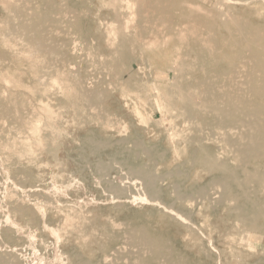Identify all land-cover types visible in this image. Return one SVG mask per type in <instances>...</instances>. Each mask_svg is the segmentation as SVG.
Segmentation results:
<instances>
[{"label":"rangeland","instance_id":"374dc122","mask_svg":"<svg viewBox=\"0 0 264 264\" xmlns=\"http://www.w3.org/2000/svg\"><path fill=\"white\" fill-rule=\"evenodd\" d=\"M0 1V95L3 93L0 96V238L7 245L20 249L21 264H107L113 254L120 255L121 263L128 264L132 251L139 247V244L132 242L128 233L137 226H143L151 234L159 235L169 248L168 254L174 260H181L182 264H264V231L249 227L241 220L236 221L229 210L239 204V199L233 198L234 200L221 204L219 200L212 201L210 195H207L212 190L222 192L223 188L213 180L226 170L217 167L208 169L200 162L201 158L213 156L219 162L225 160L230 166L238 165L237 160H234L236 156L233 149L224 141L225 136H222L225 132L223 126L212 124V114L206 103L212 99L221 101L222 94L226 93L228 80L221 74V69L226 64L225 61L212 63L208 59L195 57L197 48L192 41L196 36L184 30L181 36L179 31L184 22L179 18L180 10L177 5L169 10L168 18L165 19L170 24L168 28L161 26L165 20L156 11L149 14L150 25L145 22L147 27L144 31L140 27L144 22H139V9L146 2L152 3L155 0H110L112 5H109V0ZM25 1L27 2L24 3ZM184 1L202 3L208 8L214 5L215 13L225 15L224 20L229 19L230 15L232 18L234 14H241L249 23H264V0H246L243 3H239L240 0ZM225 2L230 8H227V13ZM17 6L22 7L29 19L34 18L31 20L33 24L38 22L41 25L46 45L53 46V51L35 52L25 37L14 30L18 29L21 22L14 11ZM78 11H81L80 14ZM58 18H62V21ZM217 19L219 20L218 16ZM234 33L237 34L236 31ZM5 40L9 42L6 43ZM203 43L205 42L197 41L196 45L207 47V43ZM8 50L12 53L9 54ZM221 50L224 52V47L218 49ZM232 54L229 67L240 61V56L238 59V55L233 57ZM68 64L76 71H72ZM170 80L172 86H168L171 84ZM177 81H181V85ZM205 84L207 87H204ZM79 86L84 87L80 89ZM179 87L186 91L190 88L189 93L193 94L195 105L194 101L184 104L177 97ZM73 88L76 92L71 91ZM166 101L171 104L167 102L166 105ZM180 107L185 110H179ZM99 108L101 109L98 110ZM193 124L194 127L191 126ZM59 128L65 129L64 132ZM222 139L224 140L220 141ZM95 144L98 147L94 150ZM20 148L21 153H16ZM112 158L132 167L153 168L151 171L157 179L161 203L110 195L107 185L111 180L119 182L121 172L118 168H111L103 179V173L96 167L110 163ZM263 165L264 162L262 171ZM239 175L244 176L241 171ZM200 188L204 191L203 194H200ZM249 189L252 197L264 200L263 187L250 183ZM240 190V187L234 186L231 192L237 193ZM166 204L172 207L174 213L184 212L189 215L188 222L184 224L173 218L171 213L163 212L161 209ZM28 208H31L30 212ZM77 210L81 211L80 216L76 214ZM33 222L35 223L32 224ZM165 256L161 257L159 263L165 264Z\"/></svg>","mask_w":264,"mask_h":264},{"label":"bare ground","instance_id":"6f19581e","mask_svg":"<svg viewBox=\"0 0 264 264\" xmlns=\"http://www.w3.org/2000/svg\"><path fill=\"white\" fill-rule=\"evenodd\" d=\"M3 1V0H2ZM19 1V0H17ZM47 2H50V0H46ZM67 1V0H66ZM113 1V0H112ZM112 1L110 3L109 0V5H112ZM116 2V0H114ZM113 1V2H114ZM121 1V0H119ZM126 1V0H125ZM133 1V0H132ZM135 1V0H134ZM138 1V0H136ZM221 1V0H220ZM227 1V0H225ZM241 2L239 3H243L246 0H240ZM1 2V1H0ZM4 2H6V0H4ZM16 2V1H15ZM27 1H25L24 3H26ZM130 2V1H129ZM216 2V0H215ZM224 2V1H223ZM232 2V1H231ZM238 2V1H237ZM9 3V1L7 2ZM21 3V2H20ZM135 3V2H132ZM139 3V2H138ZM143 3V2H142ZM5 5V3H2ZM28 4V3H27ZM25 4V5H27ZM54 4V3H53ZM64 4V3H63ZM215 4V3H214ZM226 5V2L224 3ZM13 5H16V3H14ZM18 5V4H17ZM24 5V6H25ZM42 5V4H41ZM45 5V4H44ZM55 5V4H54ZM81 5V4H80ZM115 5V4H114ZM143 5V4H142ZM177 5V6H176ZM218 5V4H217ZM215 5V6H217ZM7 6V5H6ZM19 6V5H18ZM15 7L14 11L17 13V15L21 18L19 21L20 24H18V29L15 28V26L10 27L9 28H15L14 30H18V34H22L26 39L27 43L29 44V46L31 47L32 50H34L35 52H40V51H45L47 52H51L53 51V46L50 45H46V42L44 40V37L42 35V31L41 30V25H39L38 22H36L37 24H33L31 22L32 19H29L27 17V13L24 12V10L22 9V7ZM33 6V5H32ZM56 6V5H55ZM65 6V4H64ZM62 6V7H64ZM68 6V5H67ZM127 6V5H126ZM132 6V5H131ZM178 7L180 10V15L179 18L181 21L184 22L182 29L179 31L181 33L182 36V30H184L185 32H189V33H193L196 37H194L192 44L194 43V47L197 48L196 50V55L195 57L200 58L201 60H205L208 59L210 62L212 63H222V61H225L224 64H226L222 69H221V74L223 76H225L228 80V85H227V90L226 93L222 94V100L217 101V100H207V104H208V110L210 111V113L212 114V124L216 125V126H223V129L225 130L224 135L222 134V136H225V140L222 139L220 141H225L226 144L229 145V147H231L233 149L232 152H234L236 159L234 158V160H237L236 162H238L237 166H230L227 164V162L224 161H217L213 156H206L204 158L200 159V162L202 163L203 166H205L208 169H212V168H222L225 169V173H223L220 176L215 177V179L213 180V182L215 184H219V187H222L223 190L222 192L218 193L217 190H212L210 191V198L213 200H219V202L221 204L226 203L228 200L233 198L235 199H239V204H237L236 207H234L233 209H229L230 211H232V216H234V218L238 220H241L242 222H244L247 226L255 228V229H260L264 231V200L260 199V198H256V197H252L250 194V189H249V184L253 183L255 186L257 187H263L264 188V171H262L261 167L262 164L264 162V23H249L248 20H246L245 18L241 17L242 15L240 14H235L232 13V11L230 13L234 14L233 17L231 18L229 15V19L224 20V16L225 15H220L219 12L218 14L215 13L214 11V5H213V9L212 8H208L205 7L204 5H202V3L197 4L196 2H187L183 0L180 1H173V0H155L152 3L151 2H146V4H144L140 9H139V22H144V25H139L140 27H143L142 30H146L145 27L146 23H149V14L151 13H155L156 11L159 13L158 15L160 17H162L164 20L166 18H168L169 15V10L173 7ZM234 6V5H233ZM27 7V6H26ZM58 7V6H57ZM54 7V8H57ZM61 7V6H60ZM218 7V6H217ZM9 8V7H8ZM52 8V7H51ZM80 8V7H79ZM226 10H230V8H228V5L225 6ZM228 8V9H227ZM237 8V7H236ZM11 9V6H10ZM74 8H72L73 10ZM76 9V7H75ZM114 9V7H113ZM128 9V8H127ZM220 10V8H218ZM28 10V9H27ZM31 10V9H29ZM62 10V9H61ZM69 10V9H68ZM226 11L227 12H229ZM245 10V9H244ZM8 11V10H6ZM11 11V10H10ZM26 11V9H25ZM70 11V10H69ZM77 11V10H76ZM13 12V11H12ZM14 12V14H15ZM62 12V11H61ZM74 12V11H72ZM81 12V11H80ZM80 12L78 11V13L80 14ZM83 12V11H82ZM88 12V11H87ZM236 12V10H235ZM8 13V12H6ZM71 12H69L70 14ZM75 14V12H74ZM84 16V13H82ZM224 14V10L223 13ZM53 15V14H52ZM56 15V14H55ZM65 15V14H64ZM2 16V15H1ZM17 16V17H18ZM30 16V14H29ZM54 16V15H53ZM73 16V15H72ZM132 16V15H131ZM217 16L219 18V20L217 19ZM4 17V16H3ZM56 17V16H54ZM59 17V16H58ZM76 18L78 16H75ZM134 17V16H133ZM67 18V17H66ZM156 18V17H155ZM1 19V18H0ZM18 19V18H17ZM60 20V18H58ZM217 19V21H216ZM248 19V18H247ZM53 20V19H52ZM57 20V19H56ZM134 20V19H133ZM158 19H156L157 21ZM172 20V19H171ZM62 21V18L61 20ZM59 21V23H60ZM66 21V20H65ZM127 21V20H126ZM34 22V21H33ZM133 22V21H132ZM146 22V23H145ZM19 23V22H18ZM53 23V22H52ZM64 23V22H62ZM69 23V22H67ZM129 23V22H128ZM55 24V23H53ZM71 24V23H70ZM133 24V23H131ZM57 25V24H56ZM64 26V24H62ZM75 25V24H74ZM150 25V23H149ZM169 22L167 20L164 21V23L161 25L164 28H168L169 27ZM67 26V24H66ZM76 26V25H75ZM124 26V25H123ZM126 26V25H125ZM129 26V25H128ZM132 26V25H131ZM79 27V26H78ZM136 27V26H135ZM138 27V25H137ZM154 27V26H152ZM151 27V28H152ZM76 28V27H75ZM231 28V31H230ZM66 29V28H65ZM68 29V28H67ZM160 29V28H159ZM158 29V30H159ZM5 30V29H4ZM62 30V29H61ZM136 30V29H135ZM139 30V28H138ZM10 31V30H9ZM55 31V30H54ZM64 31V29L62 30ZM66 31V30H65ZM119 31V30H118ZM163 31V30H162ZM175 31V30H174ZM236 31L237 34H235L234 32ZM165 32V31H164ZM5 33V32H3ZM11 33V32H10ZM48 33V31L46 32ZM50 33V32H49ZM53 33V32H51ZM59 33V32H58ZM112 33V32H111ZM157 33V32H156ZM155 33V34H156ZM159 33V31H158ZM161 33V32H160ZM159 33V34H160ZM13 34V33H12ZM11 34V37L13 38ZM45 34V33H44ZM63 34V33H62ZM61 34V35H62ZM75 34V33H74ZM116 34V32H115ZM187 34V33H185ZM185 34L183 35V37L185 36ZM47 35V34H46ZM64 35V34H63ZM111 35V34H110ZM154 35V33H153ZM180 35V34H179ZM190 35V34H189ZM6 36V34H5ZM20 36V35H18ZM22 36V37H23ZM45 36V35H44ZM151 36V34H150ZM149 36V38H150ZM158 36V35H157ZM180 36V37H181ZM51 37H53L51 35ZM70 37V36H69ZM156 37V35L154 36V38ZM178 38V36H176ZM188 37V36H187ZM191 37V36H190ZM1 38V37H0ZM147 38V37H146ZM162 38V37H161ZM172 38V37H169ZM8 39V36H7ZM6 39V40H7ZM14 39V38H13ZM48 39V38H47ZM46 39V40H47ZM58 39V38H57ZM59 39H61L59 37ZM73 39V38H72ZM160 38H158L159 40ZM182 39V37H181ZM180 39V40H181ZM5 40V41H6ZM9 40V39H8ZM11 40V38H10ZM49 40V39H48ZM86 40V39H85ZM186 40V38H185ZM185 40L183 39L184 43ZM3 41V40H2ZM18 41V40H16ZM25 41V42H26ZM57 41V40H56ZM69 41V40H68ZM84 41V40H83ZM82 41V42H83ZM87 41V40H86ZM179 41V39H178ZM197 41L200 42H205L207 43V47H198ZM4 42V41H3ZM9 41H6V43ZM23 42V41H22ZM107 42V41H106ZM156 42V40H155ZM164 42V41H163ZM168 42V39H167ZM167 42H165L167 44ZM2 43V42H1ZM26 43V44H27ZM70 43V42H69ZM74 43V42H73ZM85 43V42H84ZM139 43V42H138ZM152 43V42H151ZM149 43V44H151ZM203 43V44H205ZM14 44V42L12 43ZM17 44V42H16ZM25 44V45H26ZM50 44V43H49ZM63 44V42L61 43ZM154 44V43H153ZM156 44V43H155ZM158 44V43H157ZM202 44V45H203ZM4 45V44H3ZM9 45V44H8ZM19 45V43L17 44ZM16 45V46H17ZM183 45V44H182ZM20 46V45H19ZM58 46V45H57ZM66 46V45H65ZM75 46V45H74ZM87 46V45H86ZM151 46V45H150ZM149 46V47H150ZM188 46V45H187ZM197 46V47H196ZM64 47V46H63ZM223 48L224 47V52L218 51L219 48ZM10 48V46H9ZM20 48V47H19ZM183 48V46H182ZM190 48V47H189ZM5 49V48H4ZM21 49V48H20ZM25 49V48H24ZM82 49V48H81ZM7 50V49H5ZM11 50V49H10ZM18 50V48H17ZM31 50V51H32ZM3 51V50H2ZM20 51V50H19ZM24 51V50H23ZM27 51V50H26ZM80 51V50H79ZM115 51V50H114ZM193 51V50H192ZM229 51V52H227ZM9 52V50L7 51ZM11 52V51H10ZM9 52V54H10ZM17 52V51H16ZM30 52V51H29ZM12 53V52H11ZM22 54V52H20ZM26 53V52H25ZM24 53V54H25ZM48 53V54H49ZM117 53V52H116ZM189 53V52H188ZM228 53V54H227ZM233 53V54H232ZM17 54H19V52H17ZM35 54V53H34ZM65 53H63L64 55ZM230 54H232L233 57H235L236 55L237 58H240V61H238V63L235 66H231L229 67V59L231 58ZM14 55V54H13ZM23 55V54H22ZM26 55V54H25ZM39 55V54H38ZM37 55V56H38ZM52 55V53H51ZM190 55V54H189ZM16 56V55H15ZM14 56V59H16ZM19 56V55H18ZM30 56V55H29ZM28 56V57H29ZM35 56V57H37ZM41 56V55H40ZM44 56V55H43ZM101 56V55H100ZM7 57V56H5ZM11 57V56H10ZM17 57V56H16ZM23 57H27V56H23ZM65 57V56H63ZM68 57V56H66ZM179 57V56H177ZM3 58V57H2ZM19 58V57H18ZM60 58H62L60 56ZM175 58V57H174ZM181 58V57H180ZM179 58V59H180ZM238 58V59H239ZM10 59V58H9ZM28 60V58H26ZM35 59V58H34ZM54 59V58H53ZM71 59V58H70ZM178 59V58H177ZM196 59V58H195ZM233 59V58H232ZM7 60V58H6ZM31 60H33L31 58ZM175 60V59H174ZM227 60V61H226ZM37 61V59H36ZM49 61V60H48ZM70 61V60H69ZM196 61V60H195ZM235 61V60H234ZM66 62V61H65ZM64 62V63H65ZM100 62V61H99ZM228 62V64L226 63ZM39 63V62H38ZM37 63V64H38ZM53 63V62H52ZM235 63V62H234ZM177 65L179 63H176ZM190 64V62L188 63V65ZM196 64V63H195ZM46 65V64H45ZM172 65V64H171ZM176 65V66H177ZM181 65V64H180ZM185 65V64H184ZM192 65V64H191ZM190 65V66H191ZM49 66V65H48ZM68 66H70L68 64ZM103 65H101L102 67ZM175 66V65H174ZM32 67V66H31ZM45 67V66H44ZM50 67V66H49ZM71 70H73L74 67L70 66ZM112 67V66H111ZM188 67V66H187ZM186 67V68H187ZM185 68V67H184ZM201 68V67H200ZM42 69V68H41ZM40 69V70H41ZM60 69V68H59ZM58 69V70H59ZM69 69V70H70ZM75 69V68H74ZM106 69V68H105ZM109 70V69H108ZM174 70V68H173ZM181 70V69H180ZM76 71V70H75ZM74 71V72H75ZM179 71V70H178ZM43 72V71H42ZM63 72V71H62ZM70 72V71H68ZM177 72V71H176ZM174 72V74L176 73ZM178 73V72H177ZM181 73V72H180ZM183 73V71H182ZM186 73V72H185ZM69 74V73H68ZM107 74V73H106ZM64 75V74H63ZM71 75V73H70ZM74 75V74H73ZM184 75V74H183ZM75 77V76H74ZM77 77V76H76ZM107 77V76H106ZM181 77H183L181 75ZM4 79V77H2ZM40 78V77H39ZM53 78V77H52ZM63 78V77H62ZM7 79V78H6ZM56 79V78H55ZM58 79V78H57ZM56 79V80H57ZM75 79V78H73ZM177 79V78H176ZM180 80H182V78H179ZM196 79V78H195ZM205 80V78H203ZM215 79V77H214ZM213 79V80H214ZM39 80V79H38ZM42 80H46V79H42ZM41 80V81H42ZM61 80V79H60ZM175 80V79H172ZM226 80V79H225ZM4 81V80H3ZM7 81V80H6ZM176 81V80H175ZM40 82V81H39ZM56 82V81H55ZM58 82V81H57ZM66 83H68V81H65ZM86 82V81H85ZM178 83L181 81H177ZM207 82L204 81L203 83ZM210 82V81H208ZM221 82V81H220ZM73 83V82H72ZM82 83V82H80ZM171 83V80H170ZM197 83V82H196ZM202 83V84H203ZM44 84V83H41ZM54 84V83H53ZM62 84V83H61ZM71 84V83H70ZM77 85H80L78 83H76ZM173 83L168 84L172 86ZM176 84V83H175ZM180 84V83H179ZM179 84H177L179 86ZM199 84V83H198ZM197 84V85H198ZM6 85V83L4 84ZM11 85V84H9ZM13 85H15L13 83ZM84 85V84H82ZM100 85V84H99ZM181 85V84H180ZM208 86L210 85L207 84ZM17 86V85H16ZM69 86V84L67 85ZM72 86V84H71ZM93 86V85H92ZM167 86V87H168ZM177 86V87H178ZM204 86V85H203ZM80 89L84 86H79ZM97 87V86H96ZM139 87V86H138ZM174 87V86H173ZM172 87V89H173ZM194 87V86H193ZM192 87V88H193ZM204 87H207L206 84ZM48 88V87H47ZM53 88V87H52ZM187 88V87H186ZM209 88V87H208ZM207 88V89H208ZM216 88V87H215ZM225 88V87H223ZM94 89V87H93ZM100 89V88H99ZM165 89V88H164ZM167 89V88H166ZM165 89V90H166ZM171 89V90H172ZM178 89V88H177ZM197 89V88H196ZM76 90V89H75ZM74 88L73 90H71L72 92L75 91ZM160 90V89H159ZM163 90V89H162ZM188 90V89H187ZM62 91H64L62 89ZM61 91V92H62ZM66 91V89H65ZM102 91V90H101ZM190 91V88H189ZM189 91H186V89H183L181 87H179L178 89V98L184 102V104H189L190 102L194 101L193 98V94H191V92L189 93ZM203 91V90H202ZM224 91V90H223ZM6 92V91H4ZM67 92V91H66ZM76 92V91H75ZM100 92V91H99ZM103 92V91H102ZM141 92V91H140ZM160 92V91H159ZM170 92V91H169ZM206 92V91H205ZM217 92V91H216ZM64 93V92H62ZM164 93V91H163ZM172 93V92H171ZM193 93V92H192ZM197 93V92H196ZM194 93V94H196ZM3 94V93H2ZM1 94V95H2ZM7 94V92H6ZM13 93H11L12 96ZM67 94V93H66ZM75 94V93H74ZM95 94V93H94ZM144 94H148V93H144ZM167 94V93H166ZM215 94V93H214ZM0 95V96H1ZM8 95V94H7ZM102 95V94H101ZM164 95V94H163ZM168 95V94H167ZM198 95V94H197ZM10 96V95H9ZM10 96V98H11ZM84 96V95H82ZM162 96V94H161ZM175 96V95H174ZM217 96V95H216ZM168 97V96H167ZM176 97V96H175ZM176 97V98H177ZM200 97V96H199ZM212 97V96H211ZM99 98V96H98ZM104 98V97H103ZM163 98V97H162ZM8 99V98H7ZM15 99V97H14ZM20 99V98H19ZM19 99H17V101H19ZM101 100V99H100ZM169 100V97H168ZM16 101V102H17ZM86 101V100H84ZM98 101V100H97ZM171 101V100H170ZM178 101V100H176ZM180 101V102H181ZM25 102V101H24ZM92 102V101H91ZM166 101V105H167ZM198 102V101H197ZM102 103V102H101ZM170 103V102H168ZM89 106V103H87ZM93 104V103H92ZM96 104V103H94ZM98 104V103H97ZM171 104V103H170ZM199 104V103H198ZM16 106V104H14ZM75 105V104H74ZM182 105V104H181ZM195 105V101L194 104ZM192 105V106H193ZM5 106V105H4ZM29 106V105H28ZM33 106V105H31ZM94 106V105H93ZM102 106V105H101ZM171 106V105H168ZM207 106V105H206ZM26 107V106H25ZM37 107V106H36ZM39 107V105H38ZM45 107V106H43ZM85 107V105H84ZM98 108V106H96ZM167 107V106H166ZM176 107V106H175ZM196 107V106H194ZM20 108V107H19ZM28 108V107H27ZM26 108V109H27ZM41 108V107H40ZM73 108V107H72ZM90 110V107H88ZM103 108V106H102ZM177 108V107H176ZM187 108V107H185ZM5 109V108H3ZM17 109V108H16ZM29 109V108H28ZM48 108H46L47 110ZM95 109V108H94ZM101 108H99L98 110H100ZM105 109V108H104ZM167 109L169 110V108L167 107ZM185 110L182 109L181 107L179 108V110ZM13 110V109H11ZM10 110V111H11ZM20 110V109H18ZM39 110V108H38ZM42 111L44 109H41ZM76 110V109H75ZM92 110V109H91ZM172 110V109H171ZM178 110V109H177ZM176 110V111H177ZM178 110V111H179ZM5 111V110H4ZM40 111V110H39ZM94 111V110H93ZM103 111V110H101ZM192 111V110H190ZM97 112V110H96ZM99 112V111H98ZM108 112V111H104ZM38 113V112H37ZM95 113V111H94ZM93 113V114H94ZM102 113V112H101ZM100 113V114H101ZM109 113V112H108ZM107 113V114H108ZM115 113V112H114ZM163 113V112H162ZM200 113V112H199ZM208 113V112H207ZM34 114V113H33ZM40 114V113H39ZM43 114V113H42ZM45 114V113H44ZM49 114V113H48ZM59 114V112H58ZM57 114V117H59V115ZM106 114V116H107ZM180 114V112H179ZM2 115V114H1ZM31 115V114H30ZM47 115V114H45ZM98 115V114H97ZM185 115V114H183ZM200 115V114H199ZM3 116V115H2ZM6 116V115H5ZM51 116V115H50ZM101 116V115H99ZM180 116V115H179ZM34 116H32L33 118ZM56 117V116H54ZM94 118V116H92ZM182 117V115H181ZM185 117V116H184ZM196 117V116H195ZM207 117V116H206ZM29 118V116H28ZM45 118V117H44ZM99 118V117H98ZM103 118V116H102ZM111 117H109L110 119ZM197 118V117H196ZM11 119V117H10ZM31 121V117L29 118ZM47 119V118H46ZM51 119V118H50ZM53 119V118H52ZM61 119V118H60ZM187 119V118H186ZM191 119V118H190ZM16 120V119H14ZM13 120V121H14ZM35 120V119H34ZM48 120V119H47ZM82 120V119H80ZM107 120V118H106ZM105 120V121H106ZM197 120V119H196ZM18 121V120H17ZM22 121V120H20ZM101 121V120H100ZM188 121V120H187ZM186 121V122H187ZM205 121V120H204ZM15 122V121H14ZM47 122V121H46ZM48 122H51L50 120ZM54 122V121H53ZM194 122V120H193ZM192 122V123H193ZM22 123V122H21ZM103 123V122H102ZM106 123V122H105ZM191 123V124H192ZM25 124V123H24ZM36 124V123H35ZM55 124V123H54ZM108 124V123H107ZM111 124V123H110ZM195 124V123H194ZM194 124L191 125L194 127ZM23 125V124H22ZM28 125V124H27ZM30 125V124H29ZM33 125V124H32ZM49 125V124H48ZM51 125V123H50ZM57 125V124H56ZM118 125V124H117ZM200 125V124H199ZM52 126V125H51ZM104 126V125H103ZM107 126H110L109 124ZM213 126V125H212ZM24 127V126H23ZM53 127V126H52ZM57 127V126H56ZM114 127V126H112ZM207 127V126H206ZM225 127V128H224ZM108 128V127H107ZM110 128V127H109ZM125 128V127H124ZM217 128V127H216ZM25 129V127H24ZM32 129V127H31ZM34 129V128H33ZM32 129V130H33ZM53 129V128H52ZM61 129V128H59ZM169 129V128H168ZM197 129V128H196ZM207 129V128H206ZM27 129H25L26 131ZM35 130V129H34ZM33 130V132H35ZM54 130V129H53ZM62 130V129H61ZM65 130V129H63ZM62 130V131H63ZM124 130V129H123ZM218 130V129H217ZM216 130V131H217ZM29 131V130H28ZM198 131V130H197ZM202 131V130H201ZM200 131V132H201ZM61 132V131H60ZM64 132V131H63ZM173 132V131H172ZM199 132V133H200ZM203 132V131H202ZM201 132V133H202ZM209 132V131H208ZM221 132V131H219ZM66 133V132H65ZM213 133V132H212ZM222 133V132H221ZM219 133V134H221ZM28 134V133H27ZM34 134V133H33ZM33 134H30L31 136ZM218 134V135H219ZM70 135V134H69ZM217 135V134H215ZM7 137V136H6ZM24 137V136H23ZM66 137V136H65ZM207 137V136H205ZM217 137V136H215ZM220 137V136H219ZM30 138V137H28ZM192 138V136H191ZM199 138V137H198ZM201 138V137H200ZM210 138V137H209ZM213 139V137H211ZM224 138V137H222ZM16 139V138H15ZM13 139V140H15ZM186 139V138H185ZM184 139V140H185ZM208 139V137H207ZM206 139V140H207ZM211 139V140H212ZM219 139V138H218ZM3 140V139H2ZM26 140V139H25ZM117 140V139H116ZM187 140V139H186ZM185 140V141H186ZM194 140V139H193ZM192 140V141H193ZM97 141V140H95ZM191 141V142H192ZM195 141V140H194ZM204 141V140H203ZM209 141V140H207ZM15 142V141H14ZM117 142V141H116ZM224 142V143H225ZM107 143V142H106ZM118 143V142H117ZM202 143V142H200ZM215 143V142H214ZM14 144V143H13ZM101 144V143H100ZM197 144V143H196ZM220 144H222V142H220ZM8 145V144H7ZM16 146V144H14ZM136 145V144H135ZM140 146V144H139ZM142 146V145H141ZM225 146V145H222ZM221 146V147H222ZM227 146V145H226ZM2 147V146H1ZM11 148L13 147L12 145L10 146ZM98 147V144L94 145V150L95 148ZM228 147V146H227ZM226 147V150L229 151V148ZM6 148V146H5ZM9 148V147H8ZM10 148V149H11ZM23 148V147H22ZM143 148V147H142ZM219 148V147H218ZM223 148V147H222ZM222 148H221V152H222ZM4 149V148H3ZM144 149V148H143ZM196 149V148H195ZM8 150V149H7ZM21 148L19 149L20 152ZM224 148V151H226ZM231 150V149H230ZM13 151V150H11ZM15 151V150H14ZM143 151V150H142ZM193 154H194V148H193ZM191 151V152H192ZM226 151V152H228ZM196 152V151H195ZM220 152V153H221ZM231 152V151H230ZM21 153V152H20ZM19 154V153H18ZM92 154V153H91ZM150 154V153H148ZM5 155V154H4ZM195 155V154H194ZM160 156V155H159ZM197 156V155H196ZM219 156V154H218ZM226 156V155H223ZM222 156V157H223ZM194 157V156H193ZM216 157V156H215ZM190 158V157H189ZM192 158V157H191ZM161 159V158H160ZM197 159V158H196ZM220 160V159H219ZM155 164V163H154ZM250 165V167L248 166ZM178 166V165H177ZM264 166V165H263ZM118 168L121 172L120 174V180L119 182H113L112 180L109 181L110 183L107 185V192L114 196V197H130V198H134L137 201H150L154 204H160L161 200L159 199V189L157 188V179L156 176L152 173V169L149 170L148 168H141L139 167H132V166H128L126 165V163H123L120 160H116L115 158L111 159V162L105 165H99V167H96L97 170L101 171L103 173L102 178L105 179L107 177L106 172L111 169V168ZM154 167V166H153ZM264 168V167H263ZM89 169V168H88ZM177 169V168H176ZM179 169V168H178ZM177 169V170H178ZM176 171V170H175ZM243 172L244 176H240L239 172ZM180 172V171H179ZM224 172V171H223ZM166 173H168L166 171ZM8 174V173H7ZM51 174V173H50ZM54 174V173H53ZM172 174V173H171ZM176 174H179L176 172ZM188 174V173H187ZM13 175V174H12ZM38 175V174H37ZM59 175V174H58ZM57 175V176H58ZM157 175V174H156ZM167 175V174H166ZM20 176V175H19ZM162 176V174H161ZM196 176V174H195ZM25 177V176H24ZM28 179V178H26ZM163 179V178H162ZM193 179V178H192ZM201 181V180H200ZM77 182V181H75ZM208 182V181H207ZM182 183V182H181ZM212 184V182L210 183ZM177 185V184H176ZM209 185V184H208ZM221 185V186H220ZM168 186V185H167ZM217 186V185H216ZM234 186H238L241 188L240 191H238L237 193H232L231 190ZM173 187V185H172ZM177 187V186H176ZM180 187V186H179ZM215 187V186H214ZM211 188V186H210ZM221 188V189H222ZM253 188V187H252ZM213 189V188H212ZM15 190V189H14ZM24 190V189H23ZM173 190V188H172ZM200 194H203L204 191L200 188ZM263 190V189H262ZM16 191V190H15ZM198 191V190H197ZM219 191V190H218ZM262 192V191H261ZM28 193V192H27ZM178 193V192H176ZM197 193V192H196ZM34 194V193H33ZM182 192L180 193V195L182 196ZM190 194V193H188ZM198 194V193H197ZM6 195V194H5ZM178 194V196H180ZM192 195V194H191ZM3 196V195H2ZM9 196V195H7ZM192 197V196H191ZM194 197V196H193ZM199 197V196H198ZM203 197V196H202ZM208 197V196H207ZM19 198V197H18ZM190 198V197H189ZM209 198V199H210ZM179 199V198H178ZM182 199V198H181ZM194 199V198H193ZM192 199V201H194ZM11 200V199H9ZM199 200H201L199 198ZM231 200V202H232ZM37 201V200H36ZM191 201V199H190ZM13 202V200L11 201ZM172 202V201H171ZM203 202V201H202ZM194 203V202H193ZM196 203V202H195ZM2 204V203H1ZM45 204V203H44ZM47 205V204H46ZM55 205V204H54ZM202 205L204 206V203H202ZM211 205V202L210 204ZM235 205V204H234ZM9 206V205H8ZM67 206V205H66ZM70 206V205H69ZM72 206V205H71ZM117 206V205H116ZM23 207V206H22ZM33 207V206H32ZM51 207V205H50ZM54 207V206H52ZM11 208V207H10ZM9 208V209H10ZM15 208V207H14ZM20 207H18L17 210H19ZM42 208V207H41ZM39 208V209H41ZM49 208V207H48ZM56 208V207H55ZM83 208V207H82ZM5 209V208H4ZM38 209V210H39ZM43 209V208H42ZM58 209V208H57ZM172 207H170L169 205H163L162 209L163 212L166 213H171V215L173 216V218H177L178 220H180L181 222L187 223L188 219H189V215H185L184 212H172ZM238 209V210H236ZM22 210V209H21ZM29 212L31 210V208L27 209ZM33 210V209H32ZM35 210V209H34ZM81 210V209H80ZM174 210V209H173ZM234 210V213H233ZM9 211V210H8ZM14 211V210H12ZM27 211V212H28ZM63 211V210H61ZM83 211V210H81ZM79 211V212H81ZM74 212V211H73ZM77 210L78 216H80V213ZM1 213V212H0ZM20 213V212H19ZM26 214V212H24ZM59 213V212H58ZM63 213V212H62ZM173 213V214H172ZM5 214V213H4ZM15 214V212H14ZM17 214V213H16ZM35 214V213H34ZM1 215V214H0ZM10 215V214H9ZM15 216V215H13ZM12 216V217H13ZM82 216V215H81ZM205 216V215H204ZM3 217V215H2ZM11 217V216H10ZM28 217V216H27ZM32 217V216H31ZM34 217V216H33ZM84 217V216H83ZM1 219V218H0ZM204 219V218H203ZM19 220V219H18ZM165 220V219H164ZM197 220V219H196ZM206 220V218H205ZM205 220L203 222H205ZM27 221V220H26ZM25 221V222H26ZM190 221V220H189ZM235 221V222H236ZM240 221V222H241ZM1 222V221H0ZM28 222V221H27ZM38 222V221H37ZM79 222V221H78ZM119 222V221H118ZM202 222V221H201ZM238 221V223H240ZM3 223V222H2ZM5 223V222H4ZM9 223V222H8ZM14 223V222H13ZM24 223V222H23ZM29 223V222H28ZM35 222H33L32 224H34ZM83 223V221H82ZM114 224V222H112ZM166 223V222H165ZM206 223V222H205ZM238 223H236V225H239ZM37 224V223H36ZM118 224V223H117ZM190 224V223H189ZM188 224V225H189ZM22 225V223H21ZM30 225V224H29ZM28 225V227H29ZM39 225V224H38ZM73 225V224H72ZM75 225V224H74ZM164 225V222H163ZM187 225V226H188ZM11 226V225H10ZM15 226V224H14ZM17 226V225H16ZM24 226H26V224H24ZM37 228V225H34ZM115 226V225H114ZM120 226V225H118ZM190 226V225H189ZM188 226V228H189ZM192 227V226H191ZM190 227V228H191ZM196 227V226H195ZM238 227V226H237ZM26 228V227H25ZM33 228V227H32ZM31 228V229H32ZM40 228V227H39ZM87 228V227H86ZM133 228V227H132ZM17 229V228H16ZM14 229V231L16 230ZM24 229V228H23ZM11 230V229H10ZM13 230V229H12ZM25 230V229H24ZM94 231V229H92ZM17 231V230H16ZM31 231V230H30ZM36 231V229H35ZM165 231V230H164ZM238 231V230H237ZM12 232V231H11ZM18 232V231H17ZM2 233V232H1ZM84 233V232H83ZM201 233V232H200ZM239 233V232H238ZM17 234V233H16ZM35 234V233H34ZM128 234H130V239L132 240V242H136L137 244H139V247H136L137 249L132 251V255L129 258V262L128 264H161L159 263V260L161 259V257L163 258L164 255L165 256V264H182L181 260H174L173 257H171L168 252H169V248L166 244V242L160 238L159 235H154L151 234L147 228L143 227V226H137L135 228H133ZM28 235V234H27ZM36 235V234H35ZM84 235V234H83ZM34 236V235H33ZM37 236V235H36ZM40 236V234H39ZM38 236V238H39ZM85 236V235H84ZM83 236V237H84ZM22 237V236H21ZM24 237V236H23ZM88 237V236H87ZM86 237V239H87ZM128 237V236H127ZM32 238V236H31ZM41 238V237H40ZM129 239V240H130ZM203 239V238H202ZM207 239V238H206ZM48 240V239H47ZM46 240V241H47ZM127 240V241H129ZM131 240L129 242H131ZM208 240V239H207ZM213 240V239H212ZM43 241V240H42ZM128 242V243H129ZM207 242V241H206ZM40 243V242H39ZM130 244V243H129ZM132 244V243H131ZM135 244V243H134ZM192 244V243H191ZM204 244V241H203ZM227 244V243H226ZM124 245V244H123ZM172 245V244H171ZM193 245V244H192ZM198 245V244H197ZM49 247V245H46ZM94 246V245H93ZM243 246V245H242ZM47 247V248H48ZM135 247V248H136ZM74 248V247H73ZM123 248V247H122ZM186 248V247H185ZM230 248V247H229ZM200 249V248H199ZM232 249V248H231ZM37 250V248H36ZM46 250V248H45ZM73 250V249H72ZM130 250V249H129ZM208 250V249H207ZM120 250H118L119 252ZM233 251V250H232ZM235 251V250H234ZM20 249L17 247H12L7 245L2 238H0V264H21L20 261ZM71 253V252H70ZM123 253V252H122ZM131 253V250L130 252ZM146 255H145V254ZM215 253V252H214ZM234 253V252H233ZM43 255V253H42ZM71 255V254H70ZM69 255V256H70ZM45 256V255H44ZM106 257V256H105ZM124 257V256H123ZM126 257V256H125ZM175 257V256H174ZM63 258V256H62ZM109 258V257H108ZM122 258V257H121ZM121 258L120 255L118 254H113L112 256H110V258L107 261V264H123L121 263ZM184 258V257H183ZM239 258V257H238ZM236 258V259H238ZM258 258V257H257ZM177 259V258H176ZM227 259V258H225ZM263 259V258H262ZM106 261V259H105ZM132 261V262H131ZM259 261V259H258ZM257 261V262H258ZM48 262V261H47ZM66 262V261H65ZM256 262V261H255ZM254 262V263H255ZM88 263V262H87ZM220 263V262H219ZM163 264V263H162ZM190 264V263H189ZM251 264V263H250Z\"/></svg>","mask_w":264,"mask_h":264}]
</instances>
